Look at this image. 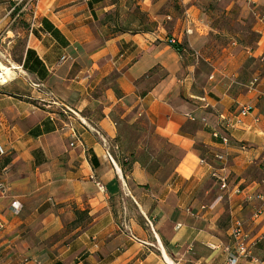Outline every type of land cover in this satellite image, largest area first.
Returning a JSON list of instances; mask_svg holds the SVG:
<instances>
[{"label": "crops", "instance_id": "crops-1", "mask_svg": "<svg viewBox=\"0 0 264 264\" xmlns=\"http://www.w3.org/2000/svg\"><path fill=\"white\" fill-rule=\"evenodd\" d=\"M24 3L0 0V55L20 66L0 85V264H224L209 244L234 219L248 230L264 197V75L241 91L227 79L241 54L206 46L221 10L182 0L167 21L158 0H39L25 29ZM236 103L252 112L223 145L212 132ZM124 125L148 127L129 149ZM224 165L226 193L211 175Z\"/></svg>", "mask_w": 264, "mask_h": 264}, {"label": "rangeland", "instance_id": "rangeland-1", "mask_svg": "<svg viewBox=\"0 0 264 264\" xmlns=\"http://www.w3.org/2000/svg\"><path fill=\"white\" fill-rule=\"evenodd\" d=\"M162 1V11L166 14L165 18H168V8L175 7V11L178 16L182 17V11L180 10L179 2L182 0H158ZM208 5L212 6L220 12V16L216 20L214 30L209 31L208 34V47H214L220 52L224 49L233 50L238 55L241 54L242 58L239 60L240 65L242 61V67L240 69H235L231 77H227L234 85L233 87L237 91H241L245 88V84L248 83L255 75L263 77L264 70L259 60L254 58H248V52L253 48H263L264 49V6H257L251 0H234L236 1V7L230 14H222L224 3L231 2L232 0H205ZM26 2V1H25ZM32 14V5L24 6V10L21 12L20 16L15 21V24L29 29V19ZM226 49V50H227ZM227 61V59H224ZM5 63L6 61L3 60ZM229 61V60H228ZM203 64L207 65L203 60ZM204 71L207 70L208 66H203ZM261 97L264 98V89L261 90ZM240 103L232 108L233 113H237ZM148 127H141L132 130L130 127L123 126L122 130L128 131L129 141L126 143L125 148L129 149L138 142V138L144 137ZM250 214V213H249ZM264 225L263 219H258L254 221L253 217H248V231L253 234L258 232ZM264 253V236L262 240L257 245Z\"/></svg>", "mask_w": 264, "mask_h": 264}, {"label": "built area", "instance_id": "built-area-1", "mask_svg": "<svg viewBox=\"0 0 264 264\" xmlns=\"http://www.w3.org/2000/svg\"><path fill=\"white\" fill-rule=\"evenodd\" d=\"M26 1V2H25ZM23 1L18 2L10 11L9 14L12 16L13 12L15 11L16 7L22 5ZM24 6L26 5H32V14H31V23L30 27L33 29L37 23V7L39 0H24ZM24 6L22 9H24ZM185 22L186 24H189V17L188 15L185 16ZM191 30L187 28V32L189 33ZM66 57L63 56L62 60H65ZM261 63L264 65V52L259 57ZM5 60L6 63L3 61ZM7 66V68L11 69L12 71H15L20 68V66L12 65L11 63L6 60V58L2 55H0V85H5L8 83L11 78L6 79L5 81H1V76L5 73L4 69L2 68V65ZM6 74V73H5ZM259 79L256 77L253 81V83L257 82ZM252 112V106L246 105L242 107L237 113L233 114L229 117H223L224 125L222 124L219 127H216L212 135L219 139L223 145H229L230 143V137L228 135V130L230 128L235 127L238 124H241L243 119L249 115ZM51 118H54V116H51ZM256 120L258 121L259 118L256 117ZM68 126L71 127V130L73 131L74 136L77 137L75 128L69 124ZM73 145V143H72ZM6 154V150L3 145L0 144V157ZM109 158L114 161V158L112 157L111 153L108 152ZM215 158L219 161H222L223 163L227 160V155L224 153H216ZM202 164H208L207 159L202 158L201 159ZM6 169H4L3 173ZM5 174V173H4ZM3 174V175H4ZM211 175L213 178L218 182L220 188L226 192L229 191V175L226 172V166L223 167H213L211 171ZM9 192V186L6 181V178L2 176L0 178V196H5ZM224 198V195H221L219 197L220 200ZM258 198L260 199V204L256 207V210L254 211L252 217L253 219H258L261 217L264 213V197L262 195H258ZM12 206L16 213H19L21 210V205L18 201H14L12 203ZM213 204L206 206L203 205L201 209H208L213 208ZM1 224V223H0ZM230 240L227 243H210L209 246L214 250H221L224 253V264H248V263H261L264 264L263 261L260 260V258L257 257V255L254 253L255 248L259 242V238L251 235V233L245 228L244 224L239 221L238 219L232 220V223L230 225V233H229Z\"/></svg>", "mask_w": 264, "mask_h": 264}, {"label": "bare ground", "instance_id": "bare-ground-1", "mask_svg": "<svg viewBox=\"0 0 264 264\" xmlns=\"http://www.w3.org/2000/svg\"><path fill=\"white\" fill-rule=\"evenodd\" d=\"M2 65V68L4 69V71H5V73L1 76V81H5L6 79H8V78H12L13 77V75H15V72L14 71H12L11 69H9V68H7V66H5V65H3V64H1Z\"/></svg>", "mask_w": 264, "mask_h": 264}, {"label": "trees", "instance_id": "trees-1", "mask_svg": "<svg viewBox=\"0 0 264 264\" xmlns=\"http://www.w3.org/2000/svg\"><path fill=\"white\" fill-rule=\"evenodd\" d=\"M43 26H44L45 29H47V30H49V31H53L52 28L47 24L46 21H44ZM53 32H54V31H53ZM54 33H55V32H54ZM175 47H176L179 51H182L183 46H180V45H178V44H175ZM94 159L96 160L95 157H94ZM124 164H126V163H124Z\"/></svg>", "mask_w": 264, "mask_h": 264}]
</instances>
